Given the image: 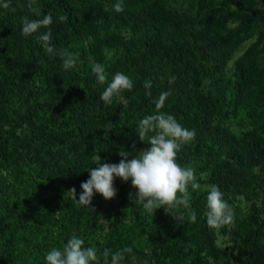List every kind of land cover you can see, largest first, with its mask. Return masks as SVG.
<instances>
[{"label":"trees","instance_id":"16d2710c","mask_svg":"<svg viewBox=\"0 0 264 264\" xmlns=\"http://www.w3.org/2000/svg\"><path fill=\"white\" fill-rule=\"evenodd\" d=\"M117 2L36 0L42 15L53 16L51 44L78 57L68 71L38 42L49 29L21 34L22 18H37L26 0H11L15 12L0 7V173L10 172L13 179L0 185L3 264H45L46 253L62 248L72 235L96 248L92 264H104V249L123 247H132L138 259L133 262L129 255L121 264H264L259 206L264 197V0H187L182 12L167 8L165 0H122L119 13L113 7ZM61 15L66 22L59 21ZM246 41L228 66L235 44ZM96 63L105 67L108 82L117 72L129 76L133 90L105 106L100 96L107 85L97 83L91 71ZM146 80L152 83L151 96L143 87ZM205 80L212 89L207 93ZM164 91L171 94L160 111L195 129L177 163L205 173L203 179L196 174L201 187L189 186L190 207L177 208L172 214L183 219L174 221L167 213L146 212L130 199L137 191L131 181L114 178L134 213L121 223L118 240L105 234L92 244L104 198L94 191L91 204L80 205L81 183L100 160L118 164L121 151L131 159L151 147L147 137L139 139L138 125L155 114L153 101ZM22 122H27L23 129ZM228 124L239 128V135ZM212 185L230 207L236 198L243 200L246 211L233 216L234 227H208ZM72 188L76 199L68 193ZM46 226L53 228L49 239L42 231ZM218 233L232 243L227 258L216 244Z\"/></svg>","mask_w":264,"mask_h":264},{"label":"clouds","instance_id":"9594fccd","mask_svg":"<svg viewBox=\"0 0 264 264\" xmlns=\"http://www.w3.org/2000/svg\"><path fill=\"white\" fill-rule=\"evenodd\" d=\"M0 7L15 12L11 7V0H4ZM25 7L36 19L29 16L22 18V31L24 37H29L41 29H49L42 32L38 37L45 52L51 56H59L62 60L64 71L72 69L77 63V55L68 49H56L52 44V33L50 26L53 24L51 13L41 14L36 0H26ZM116 12L123 11L122 0H118L113 5ZM61 23L67 21V16L58 17ZM92 73L99 84H106L100 99L105 106L113 103L114 97L121 96L122 92L132 91L134 83L132 79L124 73L117 72L110 82L107 81L105 67L100 63L92 65ZM175 78H171L169 83H174ZM146 94L151 96L152 83L146 80L143 84ZM171 94L170 91L161 92L159 98L154 100L156 112L145 116L139 121L137 134L139 139L144 142L147 137L150 148L142 150L129 159L130 153L121 151L119 155L123 157L118 164L104 163L100 160L97 167L90 170V178L81 183L82 193L76 199V189L68 191L76 201L87 207L92 202L94 191L102 195L105 200H111L116 195L113 187L114 178H120L124 182L131 181V185L137 191L130 193V199L134 203L142 205L143 209L149 214L155 210L164 208L167 214L172 215L179 207L189 209V186L193 191L199 190L201 185L197 182L195 170L191 166L181 167L177 163V153L182 146L191 142L196 135L195 129L189 130L183 127L176 118L170 114L160 111ZM151 134V135H149ZM179 194V195H178ZM206 223L210 229H220L231 225L234 227V217L229 204L223 199V193L219 187L212 185L207 195ZM178 220H182L180 214L172 215ZM196 214L193 212L190 219L195 222ZM131 255L133 262L138 257L133 254L132 247H123L117 251L104 249V264H121L126 256ZM97 250L94 247H85L84 239L72 235L62 248L53 247L45 255V264H92L97 261Z\"/></svg>","mask_w":264,"mask_h":264},{"label":"rangeland","instance_id":"374dc122","mask_svg":"<svg viewBox=\"0 0 264 264\" xmlns=\"http://www.w3.org/2000/svg\"><path fill=\"white\" fill-rule=\"evenodd\" d=\"M167 8L175 11V12H182L184 9L187 7V0H165ZM249 41L246 42H239L238 44H235V50L233 53V56L228 62V66L232 64V60L240 54ZM208 82L205 80L203 84V92L207 93L208 91H212L211 88L207 87ZM27 125V122H22L21 123V129H23ZM229 128L237 135H239L240 130L233 124H228ZM19 130V129H18ZM95 160V158L93 159ZM195 176L196 174L199 176V179H203L205 177V173H197L195 171ZM197 179V176H196ZM0 185H5L9 184L12 182V174L7 171H2L0 173ZM113 187L116 189V195L111 199V200H101L100 204V210L95 217V224L93 228V241L94 240H100L103 238L105 234H109L111 238L118 240L119 237V230L122 227L121 223H126V220L128 221L129 219V214L131 215L134 213V208L132 205L128 204L127 200V194L122 191L116 184L113 185ZM22 192H18V195H21ZM17 195V192H16ZM260 205H262V213L261 217L262 220L264 221V197L260 196ZM17 207V206H16ZM15 207V208H16ZM231 210L234 215L237 216H242L245 211L246 207L241 198H236L233 203L231 204ZM158 215H164L166 212L164 208L157 209L156 212ZM55 215V214H54ZM174 215V214H172ZM173 217V216H172ZM174 218V217H173ZM174 221H177L176 218H174ZM129 231V228H127ZM263 233H264V229ZM42 231L45 235L46 238H50V236L53 234V228L51 226H46L42 228ZM216 244L219 247L221 253L225 254V257L227 258L229 256V252L231 249L232 243L229 241V239L226 236H223L221 234L216 235ZM260 244L264 247V235L262 236V240H260ZM5 256L0 255V264H3ZM6 259V258H5Z\"/></svg>","mask_w":264,"mask_h":264}]
</instances>
